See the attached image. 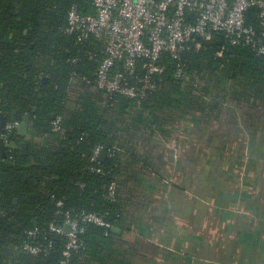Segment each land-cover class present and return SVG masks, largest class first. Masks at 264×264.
I'll return each mask as SVG.
<instances>
[{"label":"trees","instance_id":"obj_1","mask_svg":"<svg viewBox=\"0 0 264 264\" xmlns=\"http://www.w3.org/2000/svg\"><path fill=\"white\" fill-rule=\"evenodd\" d=\"M74 5L96 11L91 0H0V113L28 122L25 135L17 129L5 153L0 149V264H59L67 237L49 224L82 211L108 213L113 226L87 224L72 264H106L108 241L120 235L113 227L135 217V184L153 171L156 139L182 140L185 128L199 153L208 154L215 136L228 140L241 126L258 144L256 153L264 151V55L213 31L178 58L163 52L159 71L148 72L149 60L140 58L122 82L142 95L109 93L96 85L104 40L79 43L65 31ZM117 70L124 71L122 63ZM98 145L107 153L93 159ZM113 181L115 200L108 197ZM35 226L40 233L29 240ZM28 240L44 249L25 251Z\"/></svg>","mask_w":264,"mask_h":264},{"label":"crops","instance_id":"obj_2","mask_svg":"<svg viewBox=\"0 0 264 264\" xmlns=\"http://www.w3.org/2000/svg\"><path fill=\"white\" fill-rule=\"evenodd\" d=\"M237 130L228 140L215 136L208 154L185 128L182 140L152 141L153 171L139 174L135 217L108 241L106 264H264L259 179L237 171L255 164L241 149L256 143Z\"/></svg>","mask_w":264,"mask_h":264},{"label":"built area","instance_id":"obj_3","mask_svg":"<svg viewBox=\"0 0 264 264\" xmlns=\"http://www.w3.org/2000/svg\"><path fill=\"white\" fill-rule=\"evenodd\" d=\"M95 13L82 12L78 6L70 8L65 31L76 35V41L85 43L91 38H101V61L97 69L96 85L109 93H121L128 97L143 94V89L124 84L127 75L133 74L140 58H146L148 72L161 70L157 60L167 51L178 58L189 43L197 37L213 31L226 33L233 44L250 45L253 50L264 55V0H91ZM95 54L90 53V57ZM77 58L73 60L76 62ZM124 71L117 70L118 64ZM143 79L148 81L149 76ZM61 116L54 121L59 128ZM22 120L0 124V138L6 146L11 135L21 125ZM103 150L102 145L94 149L93 159ZM103 173L102 168H97ZM117 183L108 187V197L116 199ZM62 206L60 200L57 203ZM93 223L106 229L112 227L108 213L68 212L63 224L51 222L52 232L64 234L67 243L59 264H72L73 250L82 246L80 234L86 225ZM70 226L69 231L65 230ZM40 233L39 226L27 231L29 240ZM26 241L22 248L33 255L44 248L40 243ZM52 242L50 243V245Z\"/></svg>","mask_w":264,"mask_h":264},{"label":"rangeland","instance_id":"obj_4","mask_svg":"<svg viewBox=\"0 0 264 264\" xmlns=\"http://www.w3.org/2000/svg\"><path fill=\"white\" fill-rule=\"evenodd\" d=\"M204 135L208 136V133H205ZM247 139H253L249 136H246ZM252 141V140H251ZM257 143H256V147H254V150H250L247 146L243 149V155H242V159L243 161H247V160H253V162H255L254 165H251L249 168L247 169H243L241 170V168L237 169V171H239L240 173H242V175H253V177H255L254 175H256L257 179H259V181H257V183H260V186L257 187V191L258 193H256V198H255V205L258 203H261L264 200V170L262 169L264 167L263 163H264V151L263 154L261 156L259 154H257ZM174 149V148H172ZM175 152V149L174 151ZM177 153V151H176ZM256 183V184H257ZM255 184V185H256ZM263 199V200H262Z\"/></svg>","mask_w":264,"mask_h":264},{"label":"water","instance_id":"obj_5","mask_svg":"<svg viewBox=\"0 0 264 264\" xmlns=\"http://www.w3.org/2000/svg\"><path fill=\"white\" fill-rule=\"evenodd\" d=\"M13 119L14 120H18V118H17L15 113L13 115ZM6 122H7L6 117L4 116L3 113H0V124H1V126L4 127ZM18 130L23 135H25L28 132V122L26 120H23L21 125L19 126ZM12 144L15 145L16 143L13 142ZM19 145H20V149L22 150V152L24 154L27 153V151H28V142L25 140V141L20 142ZM5 147H6V145H5L4 141H3V139L0 138V149L2 150L3 153H5V150H6ZM106 153H107V149L103 148V150L100 153V157H104L106 155ZM69 229H70V226L66 225L65 230L69 231ZM113 230H117V227H113Z\"/></svg>","mask_w":264,"mask_h":264}]
</instances>
